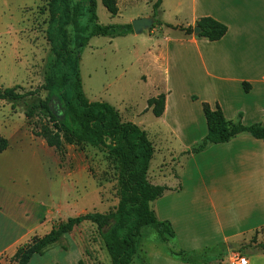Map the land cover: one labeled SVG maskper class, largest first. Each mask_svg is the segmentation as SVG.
<instances>
[{"label": "crops", "instance_id": "1", "mask_svg": "<svg viewBox=\"0 0 264 264\" xmlns=\"http://www.w3.org/2000/svg\"><path fill=\"white\" fill-rule=\"evenodd\" d=\"M165 2L160 7L162 16L168 8ZM24 8L30 12L33 5L25 4ZM173 9L183 21V26L177 25L179 29L195 27L199 19L211 17L225 24L228 31L218 41L194 34L166 35L158 50L149 51L147 56L151 72L142 80L154 92L140 112L127 115L128 121L148 133L154 145L149 181L172 189L151 206L159 220L170 222L175 238L167 242V252L142 254L140 250L136 264L141 258L148 264H194L171 257L169 252L215 251L229 243L239 251V239L264 229V141L243 134L198 154H187L208 134L205 102L213 108L220 106L229 120L242 115L244 125L264 126V0H174ZM121 12L120 8L116 16ZM142 17L153 18L137 15L130 22ZM161 94L166 95L165 110L156 117L148 100ZM151 114L160 126L155 138L146 121L140 119ZM155 139L165 144L162 150L156 147ZM158 154L160 160L153 169ZM170 161H181L178 172L165 169ZM14 188L0 186V264L11 263L20 247L41 236L39 230L52 222L56 212L63 213L62 208L40 211L36 204L22 203V194ZM226 250L222 249L224 255L213 252L215 257L209 264H233L235 253ZM243 255L248 264H264V252ZM82 258L73 248L56 247L35 255L28 264H79Z\"/></svg>", "mask_w": 264, "mask_h": 264}, {"label": "rangeland", "instance_id": "2", "mask_svg": "<svg viewBox=\"0 0 264 264\" xmlns=\"http://www.w3.org/2000/svg\"><path fill=\"white\" fill-rule=\"evenodd\" d=\"M156 1L132 0L128 3V0H117L122 12L113 17L102 0H97L99 23L132 25L130 20L134 16H154ZM173 2L166 0L168 8L164 16L160 15V9L157 12L160 22L169 20L162 22V27L156 25L151 31L145 30L141 34L133 31L127 37L95 36L90 39L82 50L81 58V77L88 100L110 103L120 111L124 121H128L127 113L131 116L147 106L146 98L154 92V88L142 80L144 74L151 72V65L147 62L149 51L158 50L163 36H187L178 32L177 25L183 26V21L174 14ZM25 4L33 5L32 11L25 12ZM48 19L46 0H0L1 87L18 86L19 92L28 93L46 83L54 61L52 48L46 39ZM70 33L72 47L77 49L72 28ZM35 97L45 98L46 93L42 91ZM34 99L32 96L27 98V102L0 100V134L9 140V148L0 155V186L15 187L13 190L23 196L22 203L36 204L40 211L63 209V213L56 212L52 222H47L39 230L41 236L49 233L54 224L60 222L58 219L66 221L91 212L115 211L120 201L117 163L105 150L92 146L80 148L66 144L63 152L50 148L35 135L43 119L35 117L28 120L25 116L26 104ZM140 119L146 121L152 138H155L154 133L160 129L154 122L155 116L151 114ZM154 141L158 149L165 147L157 139ZM159 160L158 154L153 169ZM178 162H167L168 168L165 169L178 172ZM143 232L142 254L167 252L168 244L154 230L146 228ZM65 239L68 250L73 248L82 253L86 264H112L95 224L85 222ZM253 241L264 242V229L239 239L236 245L241 247ZM222 249L219 247L217 253ZM210 258L208 256L206 261L210 262ZM145 263V258L138 260V264Z\"/></svg>", "mask_w": 264, "mask_h": 264}, {"label": "trees", "instance_id": "3", "mask_svg": "<svg viewBox=\"0 0 264 264\" xmlns=\"http://www.w3.org/2000/svg\"><path fill=\"white\" fill-rule=\"evenodd\" d=\"M162 2L163 0H157L154 4L153 28L163 24L157 20V12ZM102 3L112 16L119 13L117 0H102ZM46 6L49 14L46 39L54 54L46 83L40 89L28 93L19 92L18 86H0V100L27 102V98L33 96L34 101L26 104L25 116L28 120L35 117L43 119L40 120L35 135L42 138L50 148L63 152L65 145L69 144L80 148L92 146L105 150L118 166L120 201L113 212H91L54 224L48 234L35 236L20 247L9 264H28L35 255H44L56 246L68 250L65 236L85 222L97 226L112 264H136L144 229L154 230L166 243L175 238L170 222L159 220L151 206L166 191L172 189L153 185L149 181L148 173L155 148L148 133L137 124L124 121L119 110L110 103L88 100L81 77L82 50L92 37H122L132 33L133 27L100 24L97 0H46ZM166 26L172 27L169 24ZM196 26L201 29L196 37L210 41L222 39L228 31L225 24L211 17L199 19ZM70 28L74 31L77 49L72 47ZM179 30L184 31L187 36L194 34V27ZM245 90H250L248 84H245ZM42 91L46 93L45 98L35 97ZM165 101V94L148 100V106L156 117L164 114ZM203 110L208 134L187 154H198L211 145L229 142L243 134H250L264 141L262 124L246 126L242 122V115L236 120H229L220 106L213 108L206 102L203 103ZM8 148L9 140L0 134V155ZM220 247L225 251L229 248V251L241 255L264 252V242L253 241L241 246L239 251H234L233 243ZM218 248L215 251L207 248L202 252L171 250L169 255L186 263L209 264L207 257H215L213 252L215 254ZM221 252L222 255L225 254L222 250ZM79 264L86 263L81 259Z\"/></svg>", "mask_w": 264, "mask_h": 264}, {"label": "water", "instance_id": "4", "mask_svg": "<svg viewBox=\"0 0 264 264\" xmlns=\"http://www.w3.org/2000/svg\"><path fill=\"white\" fill-rule=\"evenodd\" d=\"M155 25V20L149 17H142L133 20L132 27L136 34H141L145 30L151 31ZM201 33V29L198 26L194 27V35L198 36Z\"/></svg>", "mask_w": 264, "mask_h": 264}, {"label": "built area", "instance_id": "5", "mask_svg": "<svg viewBox=\"0 0 264 264\" xmlns=\"http://www.w3.org/2000/svg\"><path fill=\"white\" fill-rule=\"evenodd\" d=\"M233 264H248V259L245 256H241L239 253H235Z\"/></svg>", "mask_w": 264, "mask_h": 264}]
</instances>
